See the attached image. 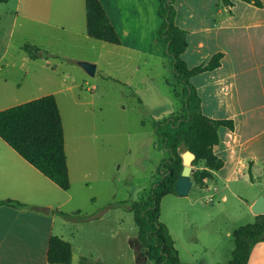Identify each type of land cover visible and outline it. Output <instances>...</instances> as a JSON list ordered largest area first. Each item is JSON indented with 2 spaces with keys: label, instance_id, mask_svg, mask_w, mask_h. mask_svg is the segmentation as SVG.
Wrapping results in <instances>:
<instances>
[{
  "label": "rangeland",
  "instance_id": "1",
  "mask_svg": "<svg viewBox=\"0 0 264 264\" xmlns=\"http://www.w3.org/2000/svg\"><path fill=\"white\" fill-rule=\"evenodd\" d=\"M56 6L66 8L62 1ZM24 13V1L0 0V110L50 94L57 100L74 196L62 208L73 211L65 219L73 236L69 264H153L140 250L129 206L159 179L167 157L153 126L180 109L169 60L117 56L115 45L88 41L90 46L89 39L69 34L84 32V7L82 22L58 30V41ZM26 44L51 55L31 60L22 50ZM80 61L95 65L93 76ZM194 170L191 165V177ZM193 186L186 195L162 197L159 221L180 264H226L233 230L254 222L245 203L253 188L245 182L229 188L218 183L217 192L213 185Z\"/></svg>",
  "mask_w": 264,
  "mask_h": 264
},
{
  "label": "crops",
  "instance_id": "2",
  "mask_svg": "<svg viewBox=\"0 0 264 264\" xmlns=\"http://www.w3.org/2000/svg\"><path fill=\"white\" fill-rule=\"evenodd\" d=\"M22 1L23 18L46 27V35L52 41H58V30L66 31L74 25L72 21L83 19L84 0H16L17 6ZM60 1L66 8L56 6ZM257 1L260 4L254 0L249 3L232 0L229 5L217 0H175L173 3L174 23L185 32L186 48L181 59L186 66H205L214 55L220 54L215 68L189 79L199 96L201 112L212 120L232 123V129L219 127V140L212 148L222 160L221 168L210 171L211 177L203 179L202 185L193 180L191 188L195 184L200 189L213 185L217 192L218 183L229 188L245 182L253 188L245 199L248 209L264 191V0ZM99 2L120 41L115 45L121 49L117 56L124 52L127 58L169 60V71L176 84L173 97L180 109L168 117L181 114L184 86L173 74L171 59L165 55L156 35L162 23L157 15L159 1ZM67 32L89 39L84 41L90 46L92 42L88 41H97L87 37L86 27L84 32L71 29ZM68 190H61L0 138V200L40 209L0 205V264H49L46 252L50 236L67 241L72 257L69 222L57 213L73 212L62 209L74 200ZM221 198L225 199L223 195ZM247 264H264V241L253 246Z\"/></svg>",
  "mask_w": 264,
  "mask_h": 264
},
{
  "label": "trees",
  "instance_id": "3",
  "mask_svg": "<svg viewBox=\"0 0 264 264\" xmlns=\"http://www.w3.org/2000/svg\"><path fill=\"white\" fill-rule=\"evenodd\" d=\"M158 1L157 15L162 23L156 30L157 40L165 55L171 59L173 74L184 86L183 113L155 122V136L160 140L167 157L160 163L159 179L151 185L145 196L132 201L129 209L133 214L137 241L144 257L153 264H180L174 241L166 226L159 221L160 201L166 195L176 194L175 182L183 167L181 155L185 150L194 154L191 165L195 167L192 178L196 184L202 185L203 179L211 177L210 171L221 168L222 160L213 153L212 148L218 143L219 127L232 129V123L212 120L203 115L199 96L189 82L195 74L215 68L220 54L214 55L205 66L188 68L181 59L186 48L185 32L174 23L175 0ZM217 1L232 4V0ZM240 1L249 3L252 0ZM254 3L260 4L257 0ZM84 8L87 37L119 45V38L99 0H84ZM22 50L31 60L50 56L34 45H23ZM0 138L61 190L69 189L63 125L53 95L0 110ZM2 204L40 210L12 200H0V205ZM57 213L65 219L72 216ZM232 238L234 247L226 264H247L253 246L264 241V214L255 215L253 223L234 229ZM46 259L49 264H69L71 245L57 236H50Z\"/></svg>",
  "mask_w": 264,
  "mask_h": 264
},
{
  "label": "water",
  "instance_id": "4",
  "mask_svg": "<svg viewBox=\"0 0 264 264\" xmlns=\"http://www.w3.org/2000/svg\"><path fill=\"white\" fill-rule=\"evenodd\" d=\"M78 64L84 69L89 76L94 75L95 65L86 61H80ZM182 170L175 182V193L178 196L186 195L193 183V178L190 176L191 165L190 161L194 159V154L185 150L182 155ZM250 210L254 215L264 214V191L251 204Z\"/></svg>",
  "mask_w": 264,
  "mask_h": 264
}]
</instances>
